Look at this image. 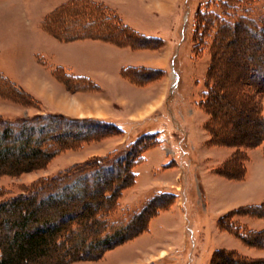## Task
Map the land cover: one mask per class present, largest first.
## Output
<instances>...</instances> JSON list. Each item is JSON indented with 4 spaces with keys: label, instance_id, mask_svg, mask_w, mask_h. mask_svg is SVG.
<instances>
[{
    "label": "rangeland",
    "instance_id": "obj_1",
    "mask_svg": "<svg viewBox=\"0 0 264 264\" xmlns=\"http://www.w3.org/2000/svg\"><path fill=\"white\" fill-rule=\"evenodd\" d=\"M70 1L73 0H0V81L8 79L16 89L34 97L30 96L31 100H28L17 92V96L14 92H6L7 84L0 83V118L14 123L23 120L32 123L33 117L38 119L52 109L73 120H104L101 116H84L98 101L88 97L89 94L84 98L87 103H83V99H74L81 95L76 94L78 91H69L64 86L63 90L73 97L70 98L46 87V83L44 85L42 80L34 77L35 74L45 75L52 81V74L58 76L63 71L62 67L71 68L75 74L90 76L115 100L120 94L140 104L146 102L148 95L158 97L163 89H167V103L155 113V119L149 118L148 121L141 120L144 113L140 114L138 110L142 106L128 111L115 103L116 106L109 110L114 111L113 123L123 131L118 134L111 132L107 137L87 144H81L84 137L78 136L92 130L88 124L61 121L59 124L49 122V127H46L48 124L42 125L45 140H35L36 131L33 133L36 142L32 145L44 143V148L56 152L54 158L42 169L20 176H1L0 189L5 190V194L0 201L19 194L25 186L71 167L90 172L94 160L126 151L144 134H158V144L154 147L149 148L147 143L143 146V140L137 141L134 147L136 153L146 148L142 153L144 161L134 167L137 176L133 184L115 199L118 212L113 219L127 217L128 221L156 195L165 194L172 198L165 200L157 197L156 203H162V208L150 220L148 231L107 251L96 261L72 264H210L219 249L234 250L250 259H264V245L262 248L250 247L219 227L220 218L228 216L226 224L231 228L240 227L238 230L255 233L264 229V219L235 213L243 206L264 204V141L256 149H247L245 159L250 162L247 164L252 172L245 176V181L228 180L215 172L238 150L236 147L251 145L264 130L255 113L258 106L264 117V92L257 98L254 96L259 90L253 92L254 85H264V41H260L264 32L259 29L250 32V26L247 28L244 22L243 35L229 32L224 37L216 30L220 25H214L212 20L208 31H199L202 25L197 21L206 20L204 11L207 4L212 5L209 6L212 10L220 12L214 3L216 0H92L104 4L123 24L151 39L132 36L134 40L130 37L121 45L97 38L73 42L84 40L80 38L72 40L73 43H65L44 31L42 23ZM246 1L252 5V20L264 18V0ZM95 41L125 49L128 55L115 52L111 55L110 50L108 52L103 48V43L99 42L101 46L97 47ZM212 54L217 56L216 65L219 67L215 69L214 82L223 93L216 113L222 123H217L216 130L221 131V140L225 141L217 144L219 147L207 144L204 125L211 120V116L200 106L212 65ZM133 60L135 63H131ZM123 61L128 62L125 64L161 70L147 71L145 75L150 80L146 84L148 88L144 93L133 94L131 89L134 86L129 82H123L122 86L117 81L111 82L113 76L119 77L112 65ZM140 63L142 65H138ZM134 75L137 82L142 73L135 72ZM32 77L36 78L35 81ZM27 79L36 88L46 87L51 93L57 92L54 101L49 103L45 98L25 90L23 85ZM117 89L121 92L118 93ZM91 92L94 94L96 91ZM247 92L252 93L251 97ZM238 104L242 106L239 116L236 115ZM60 136L65 139V145H59L55 140ZM57 145L62 147V151ZM256 168L258 171L254 173ZM107 176L124 178L125 174L121 168ZM84 204L81 200L79 211L83 210ZM62 223L59 220L55 225ZM73 240L76 244L81 243L78 238L73 237Z\"/></svg>",
    "mask_w": 264,
    "mask_h": 264
},
{
    "label": "trees",
    "instance_id": "obj_2",
    "mask_svg": "<svg viewBox=\"0 0 264 264\" xmlns=\"http://www.w3.org/2000/svg\"><path fill=\"white\" fill-rule=\"evenodd\" d=\"M214 3L220 12L212 10L209 7L212 5L207 4L204 11L206 20L199 19L197 21L202 25L199 31H208L212 26V20L214 25L216 23L220 25L216 27V30L221 32L224 37L229 32L238 36L243 35L244 22H246L247 28L250 26V32L252 30L256 32L257 29L264 32V18L257 20L250 18L253 11L251 2L216 0ZM42 27L52 36L67 42L80 38H97L121 45L127 40L133 39L132 36L143 40L151 39L135 32L127 24H123L121 19L104 4L95 3L92 0H73L62 5L43 21ZM260 41H264V35ZM212 58L206 90L202 94L200 106L211 116L207 126L213 142L223 144L222 142L225 140H221V131L216 130L217 123H222L216 113L221 106L220 100L223 98V93L219 91L220 88L218 89L214 82L218 58L215 54H212ZM0 83L7 84L6 92H14L15 95L17 92V95H24L28 100L32 96L26 91L22 92L16 89L8 79L3 80L2 78ZM257 86H253V92L259 90L254 98L264 92V85ZM246 94L252 93L247 92ZM238 106L236 115L239 110H242V106L239 104ZM255 113L257 122L264 125V117L258 106L255 107ZM31 120L32 123L24 120L14 123L0 118V177L4 175L20 176L42 169L50 159L54 158L56 152L44 148V143H41L43 139L45 140L42 137L44 131L41 126H46L49 122L59 124L61 121H76L82 125H90L92 130L78 136V138L84 137L81 144L107 137L111 132L118 134L123 131L112 121L73 120L53 112L44 113L38 119L33 117ZM49 126L50 124L46 127ZM36 131L37 139L35 140L41 142L35 146L32 144L36 142L33 135ZM60 137L55 140L59 145H65V139ZM142 140L143 146L147 143L151 148L158 144L159 139L157 134H144L137 141ZM137 141L126 151H121L122 153L115 152L108 158L94 160L92 162L93 169L90 172L77 171L71 167L59 171L49 178H43L42 181L39 180L30 186H25L15 196L2 199L0 201V264H72L96 261L107 251L148 231L150 220L162 208V203H156L157 197L169 200L172 198L169 194H167L169 196L156 195L157 197L150 200L142 211L134 213L135 215L128 221L127 217L113 219L118 212L115 199L119 193L133 184L132 182L137 176L134 167L144 161L142 153L146 148L136 153L137 150L134 147L138 143ZM262 141H264V130L258 134L253 144L236 147L238 150L226 164L224 174L230 178L241 177L242 172L239 171V167L242 165V161L247 158V153L244 150L249 147H258ZM224 145L226 144L224 143ZM61 149L62 147L58 148V150ZM16 153L17 156H14ZM241 157H243L242 160ZM121 168L125 174L124 178L107 176ZM4 191L0 189V198L4 196ZM81 200L85 204L83 210L79 211ZM235 213L264 219V204L243 206ZM227 218L228 216L219 220V227L223 231L231 233L250 247H263L264 229L255 233L250 230H238L240 227L231 228L232 226L226 224ZM59 220H62L63 223L55 225ZM8 232L9 234H7ZM73 237L81 240V243L76 244ZM210 264H264V259H250L234 250L219 249L214 253Z\"/></svg>",
    "mask_w": 264,
    "mask_h": 264
},
{
    "label": "crops",
    "instance_id": "obj_3",
    "mask_svg": "<svg viewBox=\"0 0 264 264\" xmlns=\"http://www.w3.org/2000/svg\"><path fill=\"white\" fill-rule=\"evenodd\" d=\"M59 41H61V40H59ZM78 41H85L86 42L87 40L86 39L76 40L73 42H78ZM88 41H90V40H88ZM61 42L73 43L72 41H70V42L61 41ZM95 42H96L97 47L101 46V45H99L100 41H95ZM100 43H103L105 45V46H103V48L107 49L108 52H109V50L111 51L110 52L111 55L114 52L118 55L120 53H124L125 56L128 55L126 53L125 49L121 50V49L117 48L116 46H112V44H110L108 42H100ZM140 54H142V53H140ZM131 59H133V58H131ZM134 60L131 63H135ZM125 63H128V62H126V61H123L121 63L116 62L114 65H112L114 68V73L116 75L119 74V77L113 76L112 79H114V80H111V82L114 83V81H117L121 86L124 84L123 82H126V81L129 82L130 84H132L134 86L131 89V92L133 94H137L139 91H143V93H144L145 88L146 87L148 88V86L146 84H148L150 82V80L147 78V75H145V74H147L146 73L147 71L156 72V71L161 70V69L157 70L154 68L151 69L149 67H144V65H142V63L138 64V65H142V66H136L135 64H130V63L125 64ZM62 70L63 71H60V73H58V76H55L52 74V77L54 78V79H51L52 81H50L45 75L41 76V75L35 74L34 77H37L40 80H42V82H41L42 84L46 83L47 84L46 86H48L50 88H54L55 90L63 93L64 95H67V96L69 93H67L66 91L63 90L64 86H67V90H69V91L71 89L72 90L74 89L73 92L78 91V93H76V94H81L82 96L80 95V96H78L79 98L76 97L74 99H76V100L79 99V101H82L81 99H83V103H87L86 99H84V98L86 96H88V94H89L88 97H93L95 100L97 99L98 101L96 100L97 102H94V105H92V109H90L91 111H89L90 113L88 115H84V116H97V117L101 116L102 119H104V120L115 122V120L112 118L114 111L109 110V109L114 108V106H116L115 105V103H116L117 105L119 104L120 106H123V108L127 109L128 111H133V109H136L135 106H138L139 107L138 109H140V106H142L141 109L138 110L140 114L144 113L141 120H143V121L147 120L148 121L149 118L155 119V116H156L155 113L160 112L162 107L167 103L166 102V100L168 98L167 97V89H163V92L158 97L153 96L152 94L148 95L146 97V102L144 101V103L141 102L140 104H138L139 102L137 100H134L132 98L129 99L126 97V95L122 96L120 94L117 97V99L115 100L110 94L107 95L106 94L107 91L102 89V87L98 83H96V81H94L90 76H88L86 74H75L74 72L71 71V68L67 69L65 67H62ZM99 72H102V71H99ZM135 72H141L142 73V76L138 77L139 80L137 82L135 80V77H136V75H134ZM34 77H32V80L35 81L36 78H34ZM57 78H59V80H56ZM155 86H157V85H154L153 87H155ZM23 88L25 90H27L29 93H31V94L39 97V98H45L49 103H51V101L48 99V97L44 96L43 93L39 90V88H36L34 85H32V83L29 81V79L25 80ZM89 90H90V92H88ZM91 91H96V92L94 94H92L93 92H91ZM73 92H72V94H74ZM117 92L119 93L121 91H119L117 89ZM68 97H70V95ZM70 98H73V97H70ZM94 106H97L98 109L96 110ZM50 111L53 113L59 112V111H54L52 109ZM202 111H204V109H202ZM94 112H97V114H94ZM110 113H112V114L109 115ZM205 113H206V111H205ZM157 119H159V118L157 117ZM207 125H208V122L206 121V123L204 125V130L207 131V134L205 133V136L206 135L208 136V140H207L208 146L219 147L220 145H217L215 142H213L212 135L209 132ZM258 147H256V148H258ZM256 148H254V149H256ZM244 151L247 152V150H244ZM234 153H232L230 158L228 160H226L220 167H218L215 170V172H217L218 175H220V176H222L228 180L245 181V179L247 178L245 176L250 175V172H252V168H250L247 164L250 162L246 161V159L242 161V165H240V167H239L240 168L239 171H241L242 175H243L242 178H240V176L237 178H230L224 174L226 172V164L231 159V157L234 155ZM257 171H258V169L256 168L254 173H257ZM150 223H151V221H150ZM149 228H150V224H149Z\"/></svg>",
    "mask_w": 264,
    "mask_h": 264
},
{
    "label": "bare ground",
    "instance_id": "obj_4",
    "mask_svg": "<svg viewBox=\"0 0 264 264\" xmlns=\"http://www.w3.org/2000/svg\"><path fill=\"white\" fill-rule=\"evenodd\" d=\"M47 87V86H46ZM46 87H40L39 86V89L40 91L43 93L44 96L48 97V99L50 101H54V94H56L57 92L53 91L52 93L49 91V88H46ZM258 128V127H257ZM257 130V129H256ZM260 131V130H259ZM250 134V133H249ZM253 134V133H252ZM254 140V139H253ZM251 141V140H250ZM253 144V143H252Z\"/></svg>",
    "mask_w": 264,
    "mask_h": 264
}]
</instances>
